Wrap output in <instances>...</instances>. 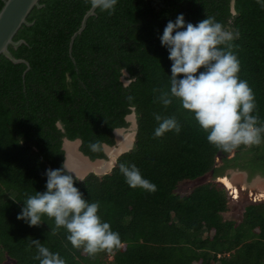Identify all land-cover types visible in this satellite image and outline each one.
<instances>
[{
    "label": "trees",
    "instance_id": "trees-1",
    "mask_svg": "<svg viewBox=\"0 0 264 264\" xmlns=\"http://www.w3.org/2000/svg\"><path fill=\"white\" fill-rule=\"evenodd\" d=\"M40 3L27 17L32 24L14 36L24 42L9 45L28 65L0 55V264H40L31 240L59 253L66 264H264V199L246 202L239 219L224 217L230 194L216 181L240 171L247 181L264 177V144L224 152L208 142L177 99L165 108L153 91L170 90L172 61L160 40L167 23L180 14L193 25L212 16L238 33L232 43L239 77L253 89L254 115L264 123V7L257 0H118L113 15L95 9L87 17L69 52L90 5ZM132 109L133 144L111 170L81 179L72 174L84 199L99 202L98 214L119 233L118 250L89 257L71 245L65 229L51 234L54 219L44 216L35 227L17 218L25 193L45 192L46 171L63 169V138L79 139V151L91 160L104 159V150L91 152L89 142L114 145L113 131L129 125L125 117ZM154 113L175 116L180 133L155 138ZM121 163L135 164L157 190L131 188ZM204 175L207 182L178 191L181 182Z\"/></svg>",
    "mask_w": 264,
    "mask_h": 264
},
{
    "label": "clouds",
    "instance_id": "clouds-1",
    "mask_svg": "<svg viewBox=\"0 0 264 264\" xmlns=\"http://www.w3.org/2000/svg\"><path fill=\"white\" fill-rule=\"evenodd\" d=\"M85 2L91 9L113 15L118 0ZM257 3L264 7V0H257ZM237 38L238 33L228 30L212 16H206L193 25L185 22L183 14L178 15L175 22L170 20L167 23L160 37L172 61L170 90L153 89L159 92L157 102L165 108L173 103V98L177 99L181 107L193 115L201 129L208 134V142L224 152H232L241 146L264 144V123L260 122L258 115H254L257 111L254 91L246 80L239 77L240 62L234 54L232 43ZM201 68L204 71H199ZM127 75L123 72L121 78L125 84L129 82L125 79ZM132 112L136 121L133 109L129 115ZM153 115L158 122L155 138H161L168 132L180 133L181 125L175 116ZM64 140L76 142L79 139ZM77 144L79 148L80 143ZM88 147L91 152L99 153L103 151L104 145L97 140L90 141ZM119 170L131 188H140L150 193L157 190L156 185L141 175L135 164L121 163ZM72 173L66 164L63 169L47 170V190L43 193L35 192L34 195L25 193V206L17 218L35 227L44 223V216L54 219L55 227L51 228V234L57 235L60 229H65L71 245L78 250L82 249L89 257L118 250L122 243L119 233L114 232L110 224L104 222L98 214L101 207L99 202L89 203L84 199L83 194L74 186ZM75 179H78L76 175ZM32 245L37 250L33 258L40 264H66L59 253L51 252L39 240H31Z\"/></svg>",
    "mask_w": 264,
    "mask_h": 264
},
{
    "label": "water",
    "instance_id": "water-1",
    "mask_svg": "<svg viewBox=\"0 0 264 264\" xmlns=\"http://www.w3.org/2000/svg\"><path fill=\"white\" fill-rule=\"evenodd\" d=\"M40 6H41L40 0H3V5L0 8V55L5 56L6 58H8L13 63L24 62L25 64L28 65V62L25 59L16 58L13 56V54L9 50V45L16 48L22 42H24L23 39L14 40V36L17 33L18 29L20 27H22L23 24L24 25H31L32 24L31 21L27 20V17L34 7L39 8ZM94 12H95V9H91V7H90L85 12V14L83 15L79 28L72 34V36L70 38L69 52L71 51V46H72V42H73L74 37L83 30V28L85 27L87 17L94 14ZM123 72L125 75L127 74V72L125 70ZM128 118H131L133 122L135 121L134 114H130V115L128 114L126 116V120H128ZM135 126L137 127L136 121H135ZM121 129H123V128H116L113 131L115 144H116V132H117V130H121ZM132 129H133V127H132ZM64 139H66V138H64ZM64 141L62 143V148L64 150L63 166L65 165V160H66V151L64 148ZM76 143H80V140L76 141ZM77 146H78V144H77ZM113 147L114 146L104 144L103 150H104L105 155L108 158L107 161H103L104 160L103 158L94 159V160L102 161V163H106L107 166L109 165L108 168L110 167V170L114 166L117 157L122 152H125V150L127 148L130 149L129 148L130 146H127V148L118 151L117 153H115V155H110L108 153V149L113 148ZM77 149H78V147H77ZM80 153H81V155H84L82 152H80ZM84 157L89 162L94 161V160H91L86 155H84ZM88 171H91L97 175H99V174L103 175L104 173L106 174V171L97 172V171H92L91 169H88ZM88 171L86 170L82 175H78L75 172H74L75 174L74 173H72V174L76 175V177L81 179L85 175L88 174ZM240 173H242L246 177V173H244V172H240ZM256 177H260V176H256ZM216 180H218V179H216Z\"/></svg>",
    "mask_w": 264,
    "mask_h": 264
},
{
    "label": "rangeland",
    "instance_id": "rangeland-1",
    "mask_svg": "<svg viewBox=\"0 0 264 264\" xmlns=\"http://www.w3.org/2000/svg\"><path fill=\"white\" fill-rule=\"evenodd\" d=\"M132 114H133V112H132ZM128 120H130L129 121L130 125H128L124 129H121V132L117 133V136L121 135V137L124 138L122 142L125 143L126 145L128 143H130V140H131V143L129 144V146L131 147L133 144V141H134V136H135L134 133L136 130V126H135V121L133 122L131 118H128ZM132 127H133V129H132ZM131 135H132V138H131ZM124 140L126 142H124ZM119 142H120V138L118 137V143ZM125 144H124V146H126ZM112 146H114V147L117 146V137H116V144L112 145ZM77 154L79 155L80 158L81 157L85 158L83 155H81L80 152H78ZM84 160H86V159H84ZM107 160H108V158L106 156V158H104L103 161H107ZM86 161L88 162V160H86ZM93 162L95 164L97 163V165H99V167H101L102 161L94 160ZM102 165H104V164H102ZM109 171H110V167L106 169V173H108ZM89 172H91V171H88V173ZM99 175H102V174H99ZM226 178L229 179V181L233 184L231 187L227 186L223 181L218 180V181L222 182L227 187L228 194H230L229 195L230 196V210L224 214V217H227V218L233 217L235 219H239L241 216V213L243 211V205L246 202L264 199V196L262 195L264 193V177H254L250 181H247V178L242 173L231 172L230 176H227ZM208 180H209L208 176L204 175V176L199 177L195 180L183 181L179 184L178 191L180 193L189 192L193 187H195L201 183L207 182ZM12 263H13L12 259H7L2 264H12Z\"/></svg>",
    "mask_w": 264,
    "mask_h": 264
},
{
    "label": "bare ground",
    "instance_id": "bare-ground-1",
    "mask_svg": "<svg viewBox=\"0 0 264 264\" xmlns=\"http://www.w3.org/2000/svg\"><path fill=\"white\" fill-rule=\"evenodd\" d=\"M121 130H117L116 132V137H117V146L114 148H109L108 149V153L110 155H115V153H117L118 151L125 149L127 146H129L128 143L127 145L125 143H123V139L121 137V135L117 136V133H120ZM118 137L120 138V142L118 143ZM132 138V135H131ZM124 142H126L124 140ZM124 144L126 146H124ZM64 148L66 151V160H65V164L66 167L75 172L78 175H82L86 170L88 171V169H91L92 171H106V169L108 168V166L106 165V163H101V167H99V165H97V163L95 164L94 162H87L86 160H84L85 158H80L78 153V149H77V143L74 141H65L64 143ZM104 164V165H102ZM94 169V170H93ZM218 180L223 181L227 186L231 187L233 184L229 181V179H227L226 177H220L218 178ZM264 196V193L262 194Z\"/></svg>",
    "mask_w": 264,
    "mask_h": 264
},
{
    "label": "flooded vegetation",
    "instance_id": "flooded-vegetation-1",
    "mask_svg": "<svg viewBox=\"0 0 264 264\" xmlns=\"http://www.w3.org/2000/svg\"><path fill=\"white\" fill-rule=\"evenodd\" d=\"M129 125H130V123H129Z\"/></svg>",
    "mask_w": 264,
    "mask_h": 264
}]
</instances>
